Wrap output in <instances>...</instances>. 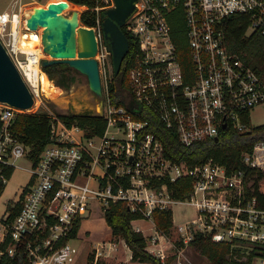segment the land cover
Returning a JSON list of instances; mask_svg holds the SVG:
<instances>
[{"label":"built area","instance_id":"2783aa9c","mask_svg":"<svg viewBox=\"0 0 264 264\" xmlns=\"http://www.w3.org/2000/svg\"><path fill=\"white\" fill-rule=\"evenodd\" d=\"M115 6V0H97L96 23L87 26L95 30L96 58L105 79L104 134L87 138L82 128L68 126L51 113V141L37 161L31 160L30 179L15 200L21 203L19 213L12 223L2 224V240L9 232L14 241L8 252L13 254L14 245L31 233L25 248L32 264H76L78 248L71 242L75 229L79 231L92 215L95 202L104 213L110 201L122 200L145 218L176 203L193 205L196 216L176 224L179 239L188 244L200 231L230 243L234 258L247 260L255 250L254 259L264 264V208L254 194L255 177H249L252 171L264 173V140L244 150L243 167L230 172L213 158L188 165L168 157L158 138L143 133L147 121L133 119L126 106L112 103L107 95L108 72L113 70L102 21L103 13ZM235 15L247 16L243 40L254 33L264 37V0H136L126 22L140 41L129 71L128 102L156 113L185 145L218 138L227 126L248 130L245 118L253 124L251 110L264 106L262 75L240 52L229 49L226 21ZM181 18L192 61L188 81L171 23ZM42 32L27 27L22 8L0 12V40L35 102L25 111L0 103V183L7 182L5 168L30 150L12 130L16 115L40 111L49 96L44 87V79L50 77L43 67ZM32 33L39 41L26 46L24 37ZM185 176L193 189L185 200L175 198L167 183L160 187L153 183ZM263 182L264 177L259 181L262 192ZM2 217L6 219L8 212ZM160 251L159 257L165 260V251ZM97 259L98 254L95 264Z\"/></svg>","mask_w":264,"mask_h":264},{"label":"trees","instance_id":"16d2710c","mask_svg":"<svg viewBox=\"0 0 264 264\" xmlns=\"http://www.w3.org/2000/svg\"><path fill=\"white\" fill-rule=\"evenodd\" d=\"M71 4L86 6V9L80 13L81 24L85 26H94L96 23L97 12L94 7L97 6V0H68ZM247 16L235 15L226 21L227 35L229 40V49L238 51L242 57L252 67L256 68L264 79V37L254 33L247 40L242 39L246 31ZM174 29L173 38L178 46L180 60L183 66L186 80H190L189 74L192 71V61L184 21H172ZM123 31L129 39V52L126 55L120 72L116 75L113 71V78L108 84L107 95L110 101L117 105H124L131 112L133 119L147 121L143 133H151L158 138L165 148L166 154L172 160L185 162L188 165H195L213 158L215 161L226 166L228 172L243 167L241 154L244 150H252L254 144L264 140V123L260 125L250 124L247 117L245 121L249 123L248 130L239 131L232 126L223 128L218 138H207L197 141L191 145H185L180 141L179 135L175 129L169 128L160 119V117L147 107H133L128 102V78L130 68L135 64L137 53L140 50V41L127 28L126 24L122 26ZM244 51V53L242 52ZM45 60V59H44ZM43 60V61H44ZM45 71L57 86L65 89L70 88L74 81L77 71L65 63L55 62L49 65H43ZM48 79V78H47ZM49 85V81H48ZM49 88H53L49 85ZM138 108V109H137ZM68 126L77 125L84 130L87 138L100 136L104 134L107 126V119L101 113H94L87 110L82 113L68 112L57 113ZM51 113L38 111L35 113L20 112L12 125V130L18 139L29 147L28 158L37 161L43 148L51 141ZM15 171V165H9L5 168L7 181L12 177ZM258 174L257 176H253ZM249 177H255L254 194L260 200V206L264 208V192L259 189V181L264 177V173L252 171ZM156 186L167 183L172 191V195L177 199L185 200L192 193V181L189 176H185L175 182L168 179H157L153 182ZM7 182L0 183V195L3 193ZM21 208L20 201L9 200L7 204L8 217L0 218L2 224H10L14 221ZM104 216L107 223L111 226L115 238H122L132 252V261L148 262L151 264H167L168 260H162L159 256L148 250L146 236L141 230L133 227L132 221L144 219L142 212L132 211L128 208L125 201H110L109 206L104 210ZM173 209L167 208L156 210L154 219L156 229L162 235L170 236L174 225ZM78 227L73 232L74 239L77 237ZM25 237L22 242L16 243L13 254L8 252L11 244H14L11 234L7 232L4 239L0 242V264H32L31 258L26 252V240L32 239L31 233ZM176 242L182 244L181 239ZM184 243V242H183ZM194 250L203 256L208 257L211 264H252L255 254L253 250L247 260H238L231 254V244L228 242H218L211 236L203 232H195L193 239L189 242ZM185 244V243H184ZM95 252L88 253L87 264H95ZM99 263L97 259L96 264Z\"/></svg>","mask_w":264,"mask_h":264},{"label":"water","instance_id":"95a60500","mask_svg":"<svg viewBox=\"0 0 264 264\" xmlns=\"http://www.w3.org/2000/svg\"><path fill=\"white\" fill-rule=\"evenodd\" d=\"M136 0H115V7L103 13L102 29L107 49L112 54L114 74L121 70L129 52V39L122 29L135 11ZM69 1L50 2L47 7L34 6L27 18L30 30L43 28L44 52L52 59H45L43 65L62 62L87 78L91 92L98 96L104 107V89L96 55L99 42L95 30L81 24L80 13L73 10L64 13ZM0 103L19 110L31 109L33 95L16 64L0 40ZM102 113V112H101Z\"/></svg>","mask_w":264,"mask_h":264},{"label":"rangeland","instance_id":"374dc122","mask_svg":"<svg viewBox=\"0 0 264 264\" xmlns=\"http://www.w3.org/2000/svg\"><path fill=\"white\" fill-rule=\"evenodd\" d=\"M53 0H0V12L3 10L7 11H18L20 8L23 9L24 12L28 10H32L34 6L46 7L48 3ZM70 9L66 8L64 13L68 16L71 15L73 10H78L82 12V10L86 9L84 7L71 4ZM28 16V15H27ZM250 31V30H249ZM51 55L45 56L44 59H52ZM99 58V57H98ZM102 67V66H101ZM113 70V64H112ZM101 76L103 80V84L105 82L104 75L101 71ZM113 72H108V80H112ZM49 85L53 88H49ZM49 85L46 87L48 98L45 100V103L42 104L40 110L46 111L48 113H68V112H78L82 113L87 110H92L94 113H101L104 115L103 110L99 103V99L95 98V95L91 92L88 86L87 78L77 72L75 75L74 81L71 83L70 88L65 89L63 87L57 86V84L49 79ZM105 87V85H104ZM106 92V90H105ZM105 105V104H104ZM251 120L254 125H260L264 123V106H259L251 110ZM113 130V129H112ZM15 165V171L12 177L8 180L6 185V190L4 194L0 195V218L6 214L7 212V204L8 201L17 200L20 188L27 184L30 179V167L31 160L25 156L13 162ZM264 183V182H263ZM175 221L176 223L183 222L182 219H191L196 216V209L193 205L186 203H176L172 207ZM94 218L99 216H103L102 210H100L98 203L94 204V211L91 215ZM91 216L89 218H91ZM173 217V218H174ZM88 219V218H87ZM86 220V219H85ZM133 222V221H132ZM176 223H174L172 227V233L170 236L162 235L160 231L156 229L155 219L153 218H144L143 220H139L135 225L141 226L144 231H146L148 235L147 247L149 250L156 254L160 253V249H163L166 254V259L168 260L167 264H211V261L208 257L198 254L193 246L188 243L177 245L176 242H179V236L176 230ZM85 224V223H84ZM133 225V223H132ZM0 227H2V223L0 221ZM134 227V225H133ZM3 231L0 229V242L3 237ZM162 236V238L160 236ZM159 236V238H158ZM73 244L78 246V252L76 254V264H87L88 262V253L89 248L82 244L81 240L72 241ZM83 245V246H82ZM87 245V244H86ZM114 251L110 254V257L105 259L103 257L109 249L107 246L103 245L100 247V250L97 248H91V251L95 252V256L98 254L99 263L98 264H120L122 263V258L116 259L115 253L120 252V246L114 247ZM163 252V251H162ZM114 255V257H113ZM133 264H151V263H139L135 262ZM252 264H261L260 259L256 258L253 260Z\"/></svg>","mask_w":264,"mask_h":264},{"label":"crops","instance_id":"0c3cea01","mask_svg":"<svg viewBox=\"0 0 264 264\" xmlns=\"http://www.w3.org/2000/svg\"><path fill=\"white\" fill-rule=\"evenodd\" d=\"M7 183H8V181H7ZM21 188H20V191H21ZM5 190H6V188H5ZM4 191L1 194V196L4 194ZM173 216H174V213H173ZM174 219H175V217H174ZM139 220H143V219L133 220L132 223L134 225V228L141 230L146 236H148L149 234L146 231H144V229L141 226L135 225ZM186 220H188V219H182L183 222ZM174 223H176L175 220H174ZM0 229L2 230L3 228L0 227ZM160 237L162 238V236H160ZM75 240H81L82 244L89 248L88 249L89 252H90L91 248H97L100 250L101 246H103V245L107 246L109 249H107L108 251L105 254H103L104 255L103 257H105V259H108L110 257L109 255L112 253V251H114L113 250V249H115L114 247L120 246V252H118V250H117V252L115 253L116 259L120 260L122 258L123 262L122 263L120 262V264H133L135 262H139V261H132L131 260L132 252H131L130 248L126 245L125 241L122 238H115L114 237L112 228L107 223L105 216H104V213H103V216H99L97 218H94L91 216V218L84 220L79 231H78L77 237L75 239H73L72 241H75ZM76 247L78 248V246H76ZM148 250H149V248H148ZM109 251H110V254L108 253ZM113 257H114V255H113ZM110 258H112V257H110ZM139 263H146V262H139Z\"/></svg>","mask_w":264,"mask_h":264},{"label":"bare ground","instance_id":"6f19581e","mask_svg":"<svg viewBox=\"0 0 264 264\" xmlns=\"http://www.w3.org/2000/svg\"><path fill=\"white\" fill-rule=\"evenodd\" d=\"M53 1H55V2H61V1H67V0H53ZM52 1V2H53ZM72 6H71V3H69V6H68V8L70 9ZM73 8V7H72ZM30 12H31V10H28V11H26V12H24V14H25V16L27 17V15H29L30 14ZM126 24V23H125ZM40 28V27H39ZM38 28V29H39ZM37 29V30H38ZM41 30H43L42 28H40ZM37 30H31V31H37ZM24 38H26V39H24V42H25V45L26 46H33V45H35V44H37V42L39 41L38 40V38L36 37V34H28V35H26V37H24ZM98 54V53H97ZM97 56V55H96ZM111 58H112V54H111ZM112 64H113V61H112ZM114 71V70H113ZM48 81H49V79H47V78H45L44 79V87H45V90H46V87L48 86ZM95 98L98 100L99 98H98V96H95ZM35 103V102H34Z\"/></svg>","mask_w":264,"mask_h":264}]
</instances>
